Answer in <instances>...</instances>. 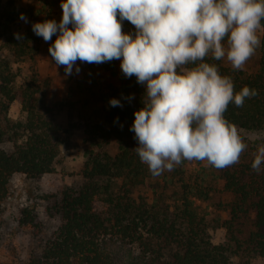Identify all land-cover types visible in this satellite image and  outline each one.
<instances>
[{
	"label": "trees",
	"instance_id": "16d2710c",
	"mask_svg": "<svg viewBox=\"0 0 264 264\" xmlns=\"http://www.w3.org/2000/svg\"><path fill=\"white\" fill-rule=\"evenodd\" d=\"M21 13L24 12L16 9L15 0H0V39L17 60L34 56L35 43L41 39L32 31L34 22H42L37 19L22 34V40L14 37L13 25ZM262 28L256 71L249 73L225 66L222 59L206 58L217 64L221 75L231 77L234 92L244 86L258 91V95L245 98L243 106L229 102L224 116L238 130H264ZM117 61L91 64L116 68ZM119 72L121 82L110 83L99 93L104 104V123H62L45 114L47 105L41 97L40 80L34 76L18 86L12 64L0 56V212L14 175L38 178L55 170L63 135L82 130L97 147L89 151L83 182L63 190L53 207L63 218L62 226L48 240L43 254L29 264H115L109 250L113 241L139 244L151 254L168 248L173 264H264V164L259 172L252 168L258 147L264 141L253 143L247 153L249 159H238L220 168L212 164L209 167L223 181V191L229 196L227 203L220 204L227 214L221 222L226 240L214 244L196 202V198H208L209 192L215 191L212 187L205 189L183 182L173 203L160 195L152 200L136 197V189L154 177L135 151L138 141L130 130L134 112L144 106L145 88L135 76L125 78L121 69ZM129 94H134L131 101L125 99ZM111 98L121 99L123 106H111ZM16 100L22 102L26 115L12 121L8 113ZM111 139L118 143L115 154L103 150ZM5 142L12 143L11 150L4 148ZM184 172L183 168L175 170V174ZM23 212L33 220V210L26 208ZM27 219L22 222L27 223Z\"/></svg>",
	"mask_w": 264,
	"mask_h": 264
},
{
	"label": "clouds",
	"instance_id": "9594fccd",
	"mask_svg": "<svg viewBox=\"0 0 264 264\" xmlns=\"http://www.w3.org/2000/svg\"><path fill=\"white\" fill-rule=\"evenodd\" d=\"M60 6L59 22H34L32 31L45 41L56 35L48 51L68 75L74 65L81 71L78 60L116 59L125 78L135 76L144 86V106L134 112L130 130L135 151L154 175L185 159L218 168L238 161L247 145L224 113L229 102L243 106L258 91L244 86L234 92L231 77L206 58L226 57L242 68L260 45L264 0H60ZM20 19L28 22L24 13ZM124 21L134 29L123 31ZM109 104L123 106L117 98ZM262 164L264 144L252 168L259 172Z\"/></svg>",
	"mask_w": 264,
	"mask_h": 264
},
{
	"label": "rangeland",
	"instance_id": "374dc122",
	"mask_svg": "<svg viewBox=\"0 0 264 264\" xmlns=\"http://www.w3.org/2000/svg\"><path fill=\"white\" fill-rule=\"evenodd\" d=\"M15 6L17 10L24 12L28 22L19 18L13 25L14 33L24 34L35 19H56L59 22L62 18L60 0H15ZM133 29L134 26L130 22L124 21L123 31ZM257 35L260 45L240 68L249 73L258 69L262 27L257 30ZM55 39L56 35H53L51 41H45L41 37L40 41L35 43L34 56L22 60H17L9 48L2 44L4 40L0 39V56L12 64L17 73L18 86L34 76L40 80L41 97L47 105L45 114L48 117L62 123H104V104L99 98V93L106 85H118L121 82L120 60L116 62V68H105L78 60L76 64L80 66L81 71L77 73L74 65L72 74L68 75L64 71L66 66L56 65L48 51L49 45ZM222 62L225 66L232 67L226 57ZM25 115L22 102L16 100L8 117L12 121H18L24 119ZM239 133L247 145L240 153L239 159L246 160L250 158L247 153L253 143L264 141V130L240 129ZM63 138L62 152L52 173L38 178H29L22 173L12 177L9 196L0 212V264H29L33 258L43 254L48 240L62 226L63 218L53 207L63 190L77 187L83 182L89 151L97 149L91 138L82 130H73L63 135ZM3 146L8 150L12 149L11 142H5ZM103 150L111 154L117 153V141L111 139L103 146ZM210 166L207 160H182L173 169H165L159 175H154L145 185L136 189L135 195L150 200L160 195L168 203H173L175 195L182 191L183 182L197 184V187L201 185L205 189L212 187L215 191L209 192L211 194L208 198H196V202L200 213L206 218L212 242L224 243L226 230L221 226V222L227 214L220 204L227 203L229 196L223 191V181L216 172L209 169ZM177 168H183L184 174H175ZM26 208L33 210V220L27 219L23 212ZM25 218L27 223L22 222ZM109 250L115 264H173L172 251L168 248L151 254L139 244L113 241Z\"/></svg>",
	"mask_w": 264,
	"mask_h": 264
}]
</instances>
